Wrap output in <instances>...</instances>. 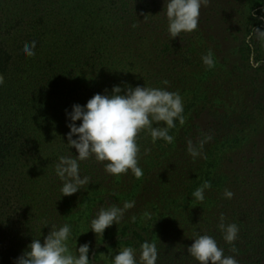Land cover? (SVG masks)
I'll use <instances>...</instances> for the list:
<instances>
[{
    "label": "trees",
    "instance_id": "16d2710c",
    "mask_svg": "<svg viewBox=\"0 0 264 264\" xmlns=\"http://www.w3.org/2000/svg\"><path fill=\"white\" fill-rule=\"evenodd\" d=\"M167 4L0 0V264H264V165L237 157L254 114L199 80L165 125L218 47ZM242 29L219 66L260 101L264 0Z\"/></svg>",
    "mask_w": 264,
    "mask_h": 264
},
{
    "label": "rangeland",
    "instance_id": "374dc122",
    "mask_svg": "<svg viewBox=\"0 0 264 264\" xmlns=\"http://www.w3.org/2000/svg\"><path fill=\"white\" fill-rule=\"evenodd\" d=\"M161 4L160 7H164L163 13L167 14L166 6L169 10L171 5L167 4L174 2L179 6L178 9L179 20L185 16L184 24H188V18L190 17V26L197 27L201 33L203 39H208L210 36L215 41L217 48L214 50V55L217 56L216 63H211L209 58H206L204 62L200 63V59L194 60V70L189 69L188 75L191 79V83L184 88L183 92L178 95H182L177 99L169 108L165 117V125L167 127L169 121L174 118L185 107L186 102L192 98L193 90L195 89V83L199 80L205 81L203 85L208 83L211 87H214L212 91L217 90V106H220L221 110L229 113L232 110L237 112L244 111L245 107L249 108V113L254 114V119L246 125L244 128V138L241 140V152L237 157L242 161H246L249 168L257 169L264 165V98L260 101L252 97L248 92L247 84H238L234 82L232 77L227 76L226 69H229L235 62L233 51L238 49V45L242 41L243 29L245 17L248 13L255 10L262 0H155ZM184 8H182L181 6ZM182 9L185 10L182 15ZM170 11H168L169 13ZM189 29V28H188ZM180 32V30H178ZM186 36L192 33V31H185ZM177 34L176 36H179ZM184 37V36H183ZM215 46V47H216ZM211 48V47H210ZM217 49V51H216ZM203 50V49H202ZM218 53V54H217ZM220 53V54H219ZM219 61V64H218ZM200 63V64H199ZM216 64L218 65L216 68ZM226 64V69L220 68L219 65ZM203 73L205 75H203ZM228 82V84H224ZM230 83V85H229ZM223 85L219 92L218 86ZM216 88V89H215ZM224 89V90H223ZM222 91V92H221ZM202 93V92H200ZM204 93V91H203ZM258 95H256L257 97ZM256 101V102H254ZM259 104V105H258ZM264 179V176H263ZM126 253H116L112 255L107 261L108 264H126Z\"/></svg>",
    "mask_w": 264,
    "mask_h": 264
}]
</instances>
